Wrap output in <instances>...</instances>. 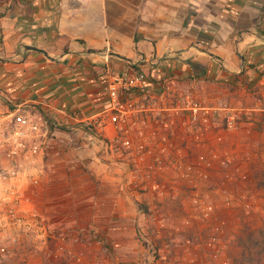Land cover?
Instances as JSON below:
<instances>
[{"label":"rangeland","instance_id":"1","mask_svg":"<svg viewBox=\"0 0 264 264\" xmlns=\"http://www.w3.org/2000/svg\"><path fill=\"white\" fill-rule=\"evenodd\" d=\"M18 1L0 0V17ZM250 1L264 24V0ZM205 94L202 101L212 103ZM215 96L214 103L223 101ZM257 101H223L240 112L238 127L215 130L217 159L200 167L202 177L155 185L134 178L94 132L59 126L54 134L49 120L48 148L26 160L24 180H0V201L15 190L17 217L26 219L19 225L0 210V264H254L247 238L264 240V113L254 111Z\"/></svg>","mask_w":264,"mask_h":264},{"label":"crops","instance_id":"2","mask_svg":"<svg viewBox=\"0 0 264 264\" xmlns=\"http://www.w3.org/2000/svg\"><path fill=\"white\" fill-rule=\"evenodd\" d=\"M248 2L19 0L0 17V125L20 111L50 120L54 134L66 126L85 135L108 107L107 75L135 68L149 80L194 77L212 103L253 97L263 114L264 24ZM26 160L13 166L16 181Z\"/></svg>","mask_w":264,"mask_h":264},{"label":"built area","instance_id":"3","mask_svg":"<svg viewBox=\"0 0 264 264\" xmlns=\"http://www.w3.org/2000/svg\"><path fill=\"white\" fill-rule=\"evenodd\" d=\"M144 63L154 66L152 58ZM139 71L107 75L108 107L85 123L87 130L101 138L112 158L125 164L136 179L155 185L154 180L202 177L200 167L217 159L210 149L215 130L221 134L235 131L240 112L221 100L204 103L202 88L194 77L170 74L149 80ZM5 121L0 125V159L7 160L9 169L0 164V180L8 183L17 177L14 164L36 159L48 147L40 118L18 111ZM110 128L113 136L105 137ZM221 162L225 164V159ZM17 195L15 190L9 191L0 201V210H6V217H14L21 225L26 219L17 217L21 203Z\"/></svg>","mask_w":264,"mask_h":264},{"label":"trees","instance_id":"4","mask_svg":"<svg viewBox=\"0 0 264 264\" xmlns=\"http://www.w3.org/2000/svg\"><path fill=\"white\" fill-rule=\"evenodd\" d=\"M247 244L249 245L248 247H246L247 251L249 250L253 251L255 249L254 255L250 254V262H253L254 264H263L264 263V240L254 241V235L252 234L247 238Z\"/></svg>","mask_w":264,"mask_h":264},{"label":"water","instance_id":"5","mask_svg":"<svg viewBox=\"0 0 264 264\" xmlns=\"http://www.w3.org/2000/svg\"><path fill=\"white\" fill-rule=\"evenodd\" d=\"M26 49L31 50V51H35V52H38V53H42V54H44L46 56V53L41 51V50H39V49L32 48V47H26Z\"/></svg>","mask_w":264,"mask_h":264}]
</instances>
